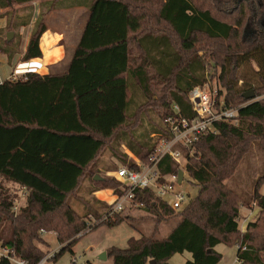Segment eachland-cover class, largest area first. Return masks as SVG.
Returning a JSON list of instances; mask_svg holds the SVG:
<instances>
[{
  "label": "trees",
  "instance_id": "trees-1",
  "mask_svg": "<svg viewBox=\"0 0 264 264\" xmlns=\"http://www.w3.org/2000/svg\"><path fill=\"white\" fill-rule=\"evenodd\" d=\"M36 1L42 0H0V17L8 20L0 30V52L9 60L20 53V29L31 24L23 60L42 57L48 12L42 2L34 21ZM65 1H54V8L88 12L66 71L29 73L0 84V237L31 264L46 256L40 230L56 232L60 244L69 242L59 257L69 250L90 217L100 219L110 208L95 199L80 215L70 203L85 182L96 186L92 193L103 185L94 176L101 154L107 150L114 156L124 148L147 163L153 135L166 128L174 104L183 117L195 116L188 96L208 84L213 61L220 67L218 102L239 108L238 123H218V131L203 136L197 153L188 157L186 172L198 193L185 208L175 210L153 193L141 194L145 211L156 217V229L162 221L180 219L170 234L161 240L131 238L127 248L111 247L107 256L112 264H170L176 254L189 253L185 264H219L216 247L225 244L238 246L240 264H264V0ZM10 32L16 36L8 41ZM250 91L256 93L253 100L244 97ZM254 143L262 153V173L245 200L226 181ZM159 170L169 175L179 167L165 157ZM6 184L25 191L17 214L12 211L16 193ZM251 203L260 210L259 222L241 231L240 208ZM126 218L119 213L95 228Z\"/></svg>",
  "mask_w": 264,
  "mask_h": 264
},
{
  "label": "rangeland",
  "instance_id": "rangeland-1",
  "mask_svg": "<svg viewBox=\"0 0 264 264\" xmlns=\"http://www.w3.org/2000/svg\"><path fill=\"white\" fill-rule=\"evenodd\" d=\"M13 9L18 15L23 14L22 7L20 8L19 6H15ZM72 16L77 18L78 27H80L81 21L85 18L83 11L73 12L71 13V17ZM15 36L16 34L14 33L11 40H13ZM245 70H241V75H247ZM219 72L220 67L218 64L212 61L210 67L208 68V84L204 87V89H209L212 92L217 91L219 94L220 84H218L217 81ZM151 114H153V112L150 113V115ZM151 116L152 118L156 117L154 114ZM125 153L128 152L124 148L121 149L120 153L118 154H115L114 152V156L113 153L111 154V152L105 150V152L99 157V162L96 166V173L94 176H97L95 177L96 180L104 181L103 185L97 186L99 189L97 192H102V195L99 197L103 199L105 198L107 200L105 203H110V197H112L111 194L119 188V182L114 177V172L122 166L123 162L121 161L126 159L128 163L131 161L135 162L134 159L130 160V154H126L127 158H125ZM262 163V153L259 150L257 144L254 143L250 152L238 165L234 177L226 181V184L233 190L239 192L245 200H248L251 194H253L255 181L262 173ZM5 186L11 188L12 191L16 193L17 198L12 211L17 214L21 207L25 205V191L13 186V184H6ZM93 187L96 186L91 184V182H85L81 190H79V192L74 197H72L70 203L78 214L84 215L87 212L89 206L91 204L93 205L94 200L98 198L96 194L92 193ZM179 190L187 196L188 201L194 199L198 193V188L195 186L188 173H186L184 182L182 186L179 187ZM261 191L264 192V187ZM97 208L101 209L99 205H97ZM259 214L260 210L254 203H251L248 206H242L240 208L239 217L240 230L245 231L249 223L257 224L259 222ZM123 215L128 217L124 222L112 227L108 226L107 224H103L98 228L91 230L76 240V243L73 244L72 247L65 251L60 257L58 255L60 249L69 242L64 243V245L60 244L57 240L56 232H42L40 230L38 233L45 243V245L42 246L45 254H55V258L53 257L55 264H112V259H109L108 256L106 260H101L100 258L103 253L108 255V250L111 247L125 249L128 247V241L131 238L138 239L141 238V236H154L157 240L164 239L170 234L172 229L178 224L180 220L179 218H172L167 221H162L159 224L158 229H156V217L145 210L126 209L123 212ZM90 220L91 219L88 221ZM260 230L264 231V227H262ZM0 239L4 240L3 237H0ZM216 250L222 255V259L219 264H240V262L238 263L237 261L238 246H227L225 244H220L216 247ZM189 259H191V255L189 253L176 254L171 258L170 264H185ZM73 261H76V263H73ZM148 264H153V262L150 261Z\"/></svg>",
  "mask_w": 264,
  "mask_h": 264
},
{
  "label": "built area",
  "instance_id": "built-area-1",
  "mask_svg": "<svg viewBox=\"0 0 264 264\" xmlns=\"http://www.w3.org/2000/svg\"><path fill=\"white\" fill-rule=\"evenodd\" d=\"M218 96L217 91L212 92L204 88L191 91L188 97L196 113L191 119L181 115L178 105L172 106L174 114L164 120L166 128L153 135L155 146L148 162L143 163L138 158H134L136 167L122 165L114 172L119 188L114 191V200L108 212L100 219L90 217L88 228L79 236L87 234L100 223L113 221L115 215L123 213L126 209L145 210L147 203L141 199V194L153 193L156 198L175 210H182L189 204L187 196L179 190L187 173L185 166L188 157L197 153L196 145L203 136L218 131V123L238 122L239 108L224 107L223 101L218 102ZM165 157H170L178 165L177 173L162 175L159 164ZM180 170L184 171L182 183H179ZM54 256L53 253L46 255L36 264H55ZM1 260H7L11 264H31L2 239H0Z\"/></svg>",
  "mask_w": 264,
  "mask_h": 264
},
{
  "label": "crops",
  "instance_id": "crops-1",
  "mask_svg": "<svg viewBox=\"0 0 264 264\" xmlns=\"http://www.w3.org/2000/svg\"><path fill=\"white\" fill-rule=\"evenodd\" d=\"M54 1L60 0H42L32 3L35 10L34 21L40 13L42 2L43 9L48 12L46 16L47 30L40 41L42 57L28 61L23 60L33 32L34 24L23 27L20 30L22 36L20 53L9 60L7 55L0 52V84L6 80L22 79L29 73L48 75L64 73L66 71L81 40L84 27L88 20V12L85 8L77 6L70 8H54ZM66 4H71V0L65 1V5ZM77 11H83V15L85 16L84 20L80 23V27H78L77 18L74 16L71 17V13ZM1 13L2 9L0 7V14ZM7 24V18L0 17V30L4 29ZM127 154H130V160L136 158V156L129 152ZM93 194L97 195L98 200L102 202L107 201L105 198L99 197L102 195V192H94ZM111 195L110 203H107L108 205L114 200V192Z\"/></svg>",
  "mask_w": 264,
  "mask_h": 264
},
{
  "label": "water",
  "instance_id": "water-1",
  "mask_svg": "<svg viewBox=\"0 0 264 264\" xmlns=\"http://www.w3.org/2000/svg\"><path fill=\"white\" fill-rule=\"evenodd\" d=\"M7 1L11 4L13 0H7ZM13 35H14V33H12V32L8 33V35H7L8 41H11V39L13 38ZM244 97L247 100H253L256 97V93L254 91H250L248 93H245ZM178 174H179V183H182V181L184 179V171L180 170ZM100 258H101V260H106L107 259L106 253H103ZM152 262H153V264H155L154 261H152Z\"/></svg>",
  "mask_w": 264,
  "mask_h": 264
}]
</instances>
